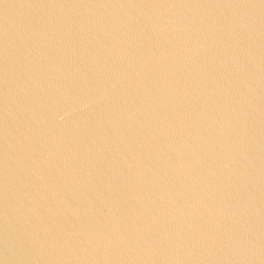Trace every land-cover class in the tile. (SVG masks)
<instances>
[{"label": "water", "instance_id": "1", "mask_svg": "<svg viewBox=\"0 0 264 264\" xmlns=\"http://www.w3.org/2000/svg\"><path fill=\"white\" fill-rule=\"evenodd\" d=\"M0 264H264V0H0Z\"/></svg>", "mask_w": 264, "mask_h": 264}]
</instances>
